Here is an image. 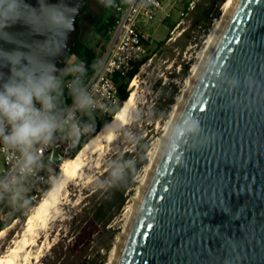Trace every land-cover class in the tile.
I'll return each mask as SVG.
<instances>
[{"label": "water", "instance_id": "95a60500", "mask_svg": "<svg viewBox=\"0 0 264 264\" xmlns=\"http://www.w3.org/2000/svg\"><path fill=\"white\" fill-rule=\"evenodd\" d=\"M87 5L0 0V83L14 64L63 69ZM184 114L204 131L163 153L119 264H264V0L238 1ZM73 156L58 145L52 160Z\"/></svg>", "mask_w": 264, "mask_h": 264}, {"label": "rangeland", "instance_id": "374dc122", "mask_svg": "<svg viewBox=\"0 0 264 264\" xmlns=\"http://www.w3.org/2000/svg\"><path fill=\"white\" fill-rule=\"evenodd\" d=\"M164 1L167 7L161 15L160 20L162 21L154 22L149 28V32L153 35V43L147 62L140 67L135 78L137 95L127 126L112 144L100 166L96 167V164L90 163L88 167L84 168L82 177L72 180L67 185L64 199L59 207L58 218L49 222L45 227H39L36 245L29 250L32 257L29 264H53L56 255L61 253V249L58 248L55 253L52 250L53 246L58 242L64 246H67L71 241L75 242L73 239L78 220L85 218L87 208L92 206L91 194L98 188L104 187L106 177L101 175L107 172L108 163L113 160L119 161L120 158L129 159V156L134 160L145 152L147 164L138 172L135 186L127 193L123 208L114 216L107 231L102 230L100 226L97 229L94 227L96 230H94L92 238L95 239V245L100 247L101 255L99 256L95 249L86 250L85 242L80 243L76 249L78 264H109L112 260L120 234L128 223L131 206L148 174V166L161 144L175 105L187 88L188 78L199 61L201 50L215 25V20L221 16L222 5L226 0L216 5H214L215 0ZM192 1L195 2L194 9L188 11L187 7ZM130 2L131 0H114L112 6H128ZM88 4L87 19L80 24V40L101 57L106 51L108 43L104 45L105 49L103 50V42L100 41L94 25L87 20L95 23L105 22L110 15L111 8L101 0H88ZM211 8L219 9L217 18L207 15ZM182 12H188V14L181 16ZM208 24L210 28L206 31L205 27ZM161 42L163 45H160ZM76 61L78 59L72 56L67 64ZM173 96H175V101L170 104ZM3 167L4 160L0 155V170ZM29 193L28 189L24 199L15 204L9 199L1 203L0 222L9 217L12 209L19 210L21 204L27 201ZM88 196L90 197L87 198ZM43 197L44 195L39 199L35 198L36 205ZM35 207L30 209L22 219L15 221L5 229L0 238V255L6 254L22 237L26 229V219ZM77 213L79 215L76 221L73 220V217ZM24 256L23 253L21 262L24 261Z\"/></svg>", "mask_w": 264, "mask_h": 264}, {"label": "clouds", "instance_id": "9594fccd", "mask_svg": "<svg viewBox=\"0 0 264 264\" xmlns=\"http://www.w3.org/2000/svg\"><path fill=\"white\" fill-rule=\"evenodd\" d=\"M101 2L111 6L114 0ZM15 65L10 69L9 78L0 83V143L18 154L14 172L0 177V199L7 197L13 204L24 199L28 191L25 181L42 167L41 154L36 146L49 145L58 133L75 142L93 128L91 122L77 120L75 113L80 112L91 121L97 107L83 79L87 74L83 62H69L63 69L48 63L41 71L27 65ZM252 79L247 76L245 81L251 85ZM239 83L238 76L232 78L234 86ZM65 88L73 101L71 108L63 106ZM203 131L196 117L184 114L166 125L161 151L166 154L184 138H198ZM217 135L212 132L211 138ZM206 143L205 139L200 148ZM193 148L199 150L196 145ZM176 163L180 164L181 160L178 158ZM135 165V160L123 158L108 163L107 184L122 186Z\"/></svg>", "mask_w": 264, "mask_h": 264}, {"label": "built area", "instance_id": "2783aa9c", "mask_svg": "<svg viewBox=\"0 0 264 264\" xmlns=\"http://www.w3.org/2000/svg\"><path fill=\"white\" fill-rule=\"evenodd\" d=\"M194 3V1L189 3L188 11L194 9ZM165 11L166 3L164 0H131L128 6L118 5L116 7L115 24L108 47L103 56L100 57L94 72L84 79L88 91L92 94L97 104L90 121L93 124L92 130L95 127L94 119L105 120L112 116L118 108L121 101L118 80L126 81L129 74L143 60L148 58L150 47L153 43V35L149 32V28L154 22H157L160 15ZM187 14L188 12H182L181 16ZM166 15L169 16V14ZM136 77H134L133 81ZM66 79H71V77ZM67 91L68 89L65 88L64 94ZM72 105L73 101L67 108H71ZM75 117L82 122L89 119L80 112H76ZM92 130L79 138H88ZM64 139L66 138L58 133L49 145L36 146L41 154L42 167L37 170L34 176L29 177L25 181V186L30 190L28 195H31V199L35 200L40 195H45L46 188L51 183H54L55 177L49 171L52 165L57 166L52 160L53 150ZM69 147H71V140H68L67 148ZM0 155L4 160V167L0 170V177L13 173L16 168L18 154L13 153L12 150L5 148L0 143ZM7 199V197L0 199V204Z\"/></svg>", "mask_w": 264, "mask_h": 264}, {"label": "bare ground", "instance_id": "6f19581e", "mask_svg": "<svg viewBox=\"0 0 264 264\" xmlns=\"http://www.w3.org/2000/svg\"><path fill=\"white\" fill-rule=\"evenodd\" d=\"M238 1L239 0H226L223 3L221 16L215 20V25L201 50L199 61L194 66V69L188 78L187 88L176 103L169 122L179 119L197 79L200 76ZM129 90V99L124 103L122 109L114 116L112 122L101 130L96 137L90 140L75 157L64 158L62 163L59 165L60 176L54 181L52 189L42 198L34 210L28 215L26 219V229L22 237L16 241L15 245L11 247L6 254L0 255V264L30 263L32 257L29 250L36 245V237L39 233V227H45L49 224V222L58 218L60 214L59 207L64 199L67 185L72 182V180L82 177L84 168L88 167L90 163L96 164V167L100 166L107 153L110 151L112 144L118 139L121 131L127 126L137 95V83L135 80L132 82ZM121 116H124L123 120L120 118ZM109 137H111V139H109ZM161 144L156 150L151 163L148 166V174L145 177L144 184L140 187L135 201L131 206L128 223L124 227L123 232L120 234L119 241L114 249L113 258L109 264H119L141 202L162 158L163 152L161 151ZM4 232L5 230L0 231V238L3 236ZM23 253L25 254L24 261L21 262V255Z\"/></svg>", "mask_w": 264, "mask_h": 264}, {"label": "trees", "instance_id": "16d2710c", "mask_svg": "<svg viewBox=\"0 0 264 264\" xmlns=\"http://www.w3.org/2000/svg\"><path fill=\"white\" fill-rule=\"evenodd\" d=\"M224 1L225 0H215L214 5H216L217 3L218 4L223 3ZM117 6H112V5L109 6L111 8V11H110L109 17L107 18L105 22L103 21L102 23H95L93 21L87 20V22L94 25L100 37V41L103 42V45H102L103 50L105 49L104 45L109 43L111 39V32L115 24V13H116ZM87 9H88V6L84 9V12L79 20V26L81 22L87 19V16H86ZM207 15L212 16V18L214 17L217 18V16L219 15V9L211 8L208 10ZM209 28L210 26L208 24L206 25L205 30L208 31ZM160 45H163V42H161ZM72 56H75L78 59V61L83 62V64L85 65V68L87 69V74L83 77V79L90 76L94 72L95 66L100 61V56L98 55V53L92 48L87 47L80 40V28L78 32L77 41L75 45L73 46L67 61ZM147 60L148 58L143 60L135 68V70L129 74L128 79L126 81L118 80L121 101H120L118 108L114 111L112 116H110L109 118H106L105 120L94 119L95 127L92 130V133L90 134L88 138H79L75 142L71 141V148L74 151L73 157H75L90 140L96 137V135L101 130H103L106 126H108L112 122L114 116L122 109L124 103L130 97V90H129L130 84L132 83L134 77L137 76L140 70V67L144 65L147 62ZM67 61L65 62L64 67H66ZM174 101H175V96L171 98L170 104L174 103ZM71 102H72V98L67 91L63 96V106L67 107ZM85 122H90V121L89 119H87ZM60 145H61V152L62 154H64L68 146V140L64 139L63 141L60 142ZM129 159H131L130 156H129ZM134 160L136 161L135 169L129 174L127 181L122 186L112 187L107 184L106 179H107L108 171L105 174L101 175V176L106 177V179H104L105 181L104 187L98 188L91 194L92 206L87 208L85 212L86 213L85 218H83L82 220H78L77 218L79 215L78 213L73 217V220L79 221L78 226L75 228V232H74L73 240H75V242L73 243L71 241L69 242V244H67V246L60 245V242H58L55 246H53L52 250L55 253L57 251V248L61 249V253L59 255H56V259L54 260L53 264H64L65 260H66L65 264H78V257L76 255V252H77L76 249L78 248L80 243H84V242L86 244V250L89 251L90 249L92 250L95 249L96 251H98L99 256L101 255L100 247L95 245V239L92 238V235L95 232L94 230L99 228V226L101 227L102 230L107 231V227L110 224V222L113 220L114 216L125 205L127 193L135 186V178L138 172L144 165L147 164V161H148L145 152L141 156L136 157V159ZM49 171L55 177V179H57L60 176L59 166L52 165ZM52 187H53V183H51L46 188L45 195L52 189ZM41 197L42 195H40L38 199ZM89 197L90 196H88L87 198ZM35 206H36V201L31 199V195H28L27 201L21 204V207L19 210L12 209L9 217L5 221L0 222V231L7 229L15 221L22 219L24 215ZM94 227L96 229H94ZM110 231L112 232V230ZM82 238H84V240L81 241Z\"/></svg>", "mask_w": 264, "mask_h": 264}, {"label": "snow or ice", "instance_id": "6c2138e0", "mask_svg": "<svg viewBox=\"0 0 264 264\" xmlns=\"http://www.w3.org/2000/svg\"><path fill=\"white\" fill-rule=\"evenodd\" d=\"M201 111H203V109H201ZM120 118L123 120L124 116H121ZM109 139H111V137H109ZM149 227H151V225H149Z\"/></svg>", "mask_w": 264, "mask_h": 264}, {"label": "crops", "instance_id": "0c3cea01", "mask_svg": "<svg viewBox=\"0 0 264 264\" xmlns=\"http://www.w3.org/2000/svg\"><path fill=\"white\" fill-rule=\"evenodd\" d=\"M166 7H167V5H166ZM162 14H163V13H162ZM162 14H161V15H162ZM161 15H160V17L158 18L157 23H158V21H162V20H160ZM154 31H155V30H154Z\"/></svg>", "mask_w": 264, "mask_h": 264}, {"label": "flooded vegetation", "instance_id": "af4514ba", "mask_svg": "<svg viewBox=\"0 0 264 264\" xmlns=\"http://www.w3.org/2000/svg\"><path fill=\"white\" fill-rule=\"evenodd\" d=\"M89 5V4H88Z\"/></svg>", "mask_w": 264, "mask_h": 264}]
</instances>
